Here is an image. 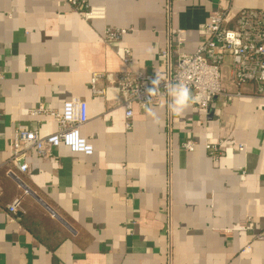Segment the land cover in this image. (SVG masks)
<instances>
[{"label": "crops", "instance_id": "1", "mask_svg": "<svg viewBox=\"0 0 264 264\" xmlns=\"http://www.w3.org/2000/svg\"><path fill=\"white\" fill-rule=\"evenodd\" d=\"M87 3L106 7V19L85 21L68 0H0V264H264V99L256 87L227 83L244 95L217 97L207 111L194 99L179 115L170 100L152 105L156 121L138 107L127 120L113 89L128 70L125 49L136 72L165 75L162 53L171 46L174 61L194 53L213 11L264 10V0ZM107 28L129 33L110 44ZM96 73L105 75L102 96L91 90ZM72 97L87 103L81 133L94 154L61 146L49 160L29 156V171H18L9 160L16 127L56 133L40 109L61 112ZM188 141L195 151L183 148ZM216 143L217 162L207 149ZM17 198L22 207L10 216ZM246 220L247 231L228 233Z\"/></svg>", "mask_w": 264, "mask_h": 264}, {"label": "built area", "instance_id": "2", "mask_svg": "<svg viewBox=\"0 0 264 264\" xmlns=\"http://www.w3.org/2000/svg\"><path fill=\"white\" fill-rule=\"evenodd\" d=\"M69 5L85 20H105L107 9L104 6H93L87 0H68ZM230 8L221 7L213 11L204 26L206 40L192 53L180 51L174 61L171 55V46L162 54L166 58L167 72L144 74L133 69L132 52L125 49L122 61L128 70L119 74L113 83V89L121 95V106L125 109L127 120L134 117L136 107L145 110V103L152 106L167 103L165 85L168 83L184 82L191 90L195 107L207 111L217 97H242V92L231 93L222 85L221 66L226 58L230 59L229 81L238 87L254 85L259 99H264V10L241 9L232 13ZM129 33L128 29L107 28L104 32V41L114 43L120 41ZM178 46L185 40L178 31ZM104 74H94L91 79L92 93L97 96L105 94V90L98 89V80ZM161 78L160 91L156 96L148 97L146 89L151 87V81ZM0 73V78H2ZM40 112L53 117L58 125L56 133L41 136L38 132L30 131L23 125L15 129L14 140L10 153V162L22 173L29 171L27 159L29 156L49 160L53 157L54 149L64 146L72 153L92 156L95 152L93 145L82 135L81 128L88 121V106L86 101L79 97H72L65 102L61 112L41 108ZM129 126V124H128ZM197 143L188 141L183 148L193 152ZM243 150V147H240ZM210 156L218 161L222 155L219 144L208 145ZM3 164L0 163V168ZM10 178L16 179L15 171L8 172ZM22 207V198L15 199L7 205L10 216L18 217ZM250 220L241 222L236 228L228 230L245 232ZM260 239H264L263 236ZM249 249V248H247ZM250 250V249H249Z\"/></svg>", "mask_w": 264, "mask_h": 264}, {"label": "clouds", "instance_id": "3", "mask_svg": "<svg viewBox=\"0 0 264 264\" xmlns=\"http://www.w3.org/2000/svg\"><path fill=\"white\" fill-rule=\"evenodd\" d=\"M160 85L161 78L159 76H155V78L151 81V87L146 89L147 96L149 98L156 96L160 91ZM165 89L168 97L170 98V103L167 104V107L170 112L176 115L181 114L183 110L193 101L191 90L182 81L168 83L165 85ZM145 113L146 116L156 121V112L152 107L148 106V102L145 103Z\"/></svg>", "mask_w": 264, "mask_h": 264}, {"label": "rangeland", "instance_id": "4", "mask_svg": "<svg viewBox=\"0 0 264 264\" xmlns=\"http://www.w3.org/2000/svg\"><path fill=\"white\" fill-rule=\"evenodd\" d=\"M230 59L226 58L225 62L221 66V76H222V85L225 86L229 81V73H230Z\"/></svg>", "mask_w": 264, "mask_h": 264}]
</instances>
